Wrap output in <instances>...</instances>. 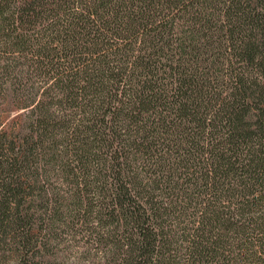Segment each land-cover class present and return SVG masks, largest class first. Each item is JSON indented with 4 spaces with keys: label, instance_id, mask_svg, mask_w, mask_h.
Returning a JSON list of instances; mask_svg holds the SVG:
<instances>
[{
    "label": "trees",
    "instance_id": "1",
    "mask_svg": "<svg viewBox=\"0 0 264 264\" xmlns=\"http://www.w3.org/2000/svg\"><path fill=\"white\" fill-rule=\"evenodd\" d=\"M0 102L17 264H264V0H0Z\"/></svg>",
    "mask_w": 264,
    "mask_h": 264
},
{
    "label": "rangeland",
    "instance_id": "2",
    "mask_svg": "<svg viewBox=\"0 0 264 264\" xmlns=\"http://www.w3.org/2000/svg\"><path fill=\"white\" fill-rule=\"evenodd\" d=\"M13 115L7 107V103L1 104L0 102V130H6L10 132L12 128ZM37 216V214H36ZM34 222V233L40 227L39 217H36ZM11 242L8 239H0V264H17L16 251ZM41 249V252L38 253V250ZM35 259L34 262L39 264H75L73 263V258L71 255L64 254L59 249H51L48 254H45L42 251L40 245L37 246V250L34 249ZM41 256V257H40ZM44 262V263H43Z\"/></svg>",
    "mask_w": 264,
    "mask_h": 264
}]
</instances>
